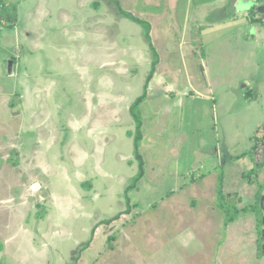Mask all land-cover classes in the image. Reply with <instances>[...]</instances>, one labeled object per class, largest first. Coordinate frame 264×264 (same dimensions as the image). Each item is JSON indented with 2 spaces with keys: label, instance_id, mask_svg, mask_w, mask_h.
<instances>
[{
  "label": "rangeland",
  "instance_id": "374dc122",
  "mask_svg": "<svg viewBox=\"0 0 264 264\" xmlns=\"http://www.w3.org/2000/svg\"><path fill=\"white\" fill-rule=\"evenodd\" d=\"M117 1L151 25L160 62L144 177L105 225L139 172L144 29L115 0H0V264H264V7ZM259 191L261 227L243 211Z\"/></svg>",
  "mask_w": 264,
  "mask_h": 264
},
{
  "label": "trees",
  "instance_id": "16d2710c",
  "mask_svg": "<svg viewBox=\"0 0 264 264\" xmlns=\"http://www.w3.org/2000/svg\"><path fill=\"white\" fill-rule=\"evenodd\" d=\"M215 0H202L203 3H208V2H213ZM253 2V8H252V12L255 13V10L257 9V5L258 4H264V0H251ZM118 9V12L126 19L131 20L132 22L140 25L143 29H144V34H145V39L148 43L149 49L152 53L153 61L151 63V67H150V73L148 74L147 78H146V83L144 86V92L143 94L138 97L130 106L129 110L130 113L133 117L134 120V125H135V134H134V153L135 156L137 157V159L139 160V172L138 174L132 178L130 184L125 188V198H126V210L122 211L120 213H118L117 215L113 216L112 218H109L107 220H103L100 222V224H105V225H109L111 223H114L116 221H119L122 215H129L132 211V207H131V202H130V198H129V193L134 190L137 186V183L144 177V165H143V160L142 157L140 155V145H141V141H142V126H143V116L142 113L140 111V108L142 106V104L146 101L147 97H148V90H149V84L154 76V73L156 71L157 65L159 64L160 60H159V55L157 52V49L155 48V46L153 45L152 39H151V25L147 22L144 21L136 16H134L133 14L123 10V8L120 6L119 2L117 0H115ZM253 14V13H252ZM264 19V15H260L258 19L255 18L254 15H251V21L256 22L258 20H263ZM133 136V134H131ZM264 168V149L262 152V159L259 163H256L254 165V169L256 171H261ZM224 198V194L221 190V186L219 187V199H220V203H218V206L220 208V210L226 215V225H230L232 223H234L237 219H238V215H236V213H232L229 210V207L226 205V203L223 200ZM261 200H262V194L259 191L257 196H256V202L253 206L251 207H246L243 209V211L245 212H256L258 214V220H259V224L258 226L261 227L262 226V222H263V216L261 213ZM226 205V206H225ZM236 212V211H235ZM238 213V211H237ZM97 228L93 229V233L95 234ZM93 234V235H94ZM262 233H261V237L262 238ZM93 239V237H92ZM90 243V242H89ZM89 244H87L88 247Z\"/></svg>",
  "mask_w": 264,
  "mask_h": 264
},
{
  "label": "crops",
  "instance_id": "0c3cea01",
  "mask_svg": "<svg viewBox=\"0 0 264 264\" xmlns=\"http://www.w3.org/2000/svg\"><path fill=\"white\" fill-rule=\"evenodd\" d=\"M251 2H252V1H251ZM258 6H262V7H264V4H258L257 7H258ZM250 8H251V7H249L248 10H249ZM252 8H253V7H252ZM252 8H251V10H252ZM259 15H264V14H260V13H259ZM255 18L258 19L259 17H257V16L255 15ZM254 23H255V24H257V23H263V24H264V19H263V20H258V21L254 22ZM235 224H236V222L232 223V224H231V225H232L231 227H233V225H235Z\"/></svg>",
  "mask_w": 264,
  "mask_h": 264
},
{
  "label": "water",
  "instance_id": "95a60500",
  "mask_svg": "<svg viewBox=\"0 0 264 264\" xmlns=\"http://www.w3.org/2000/svg\"><path fill=\"white\" fill-rule=\"evenodd\" d=\"M261 14H264V13H261ZM9 71H10V70H9ZM39 187H40L39 184H35V185L33 186V190H37V189H39Z\"/></svg>",
  "mask_w": 264,
  "mask_h": 264
}]
</instances>
